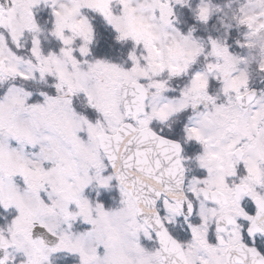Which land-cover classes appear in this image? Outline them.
<instances>
[{"label":"snow or ice","instance_id":"snow-or-ice-1","mask_svg":"<svg viewBox=\"0 0 264 264\" xmlns=\"http://www.w3.org/2000/svg\"><path fill=\"white\" fill-rule=\"evenodd\" d=\"M0 264H264V0H0Z\"/></svg>","mask_w":264,"mask_h":264}]
</instances>
